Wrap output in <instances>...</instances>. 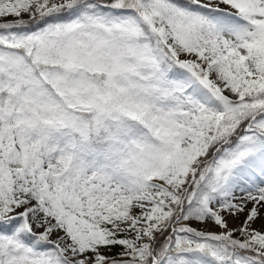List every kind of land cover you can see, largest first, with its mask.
I'll list each match as a JSON object with an SVG mask.
<instances>
[{
	"label": "snow or ice",
	"instance_id": "obj_1",
	"mask_svg": "<svg viewBox=\"0 0 264 264\" xmlns=\"http://www.w3.org/2000/svg\"><path fill=\"white\" fill-rule=\"evenodd\" d=\"M0 264H264V0H0Z\"/></svg>",
	"mask_w": 264,
	"mask_h": 264
}]
</instances>
